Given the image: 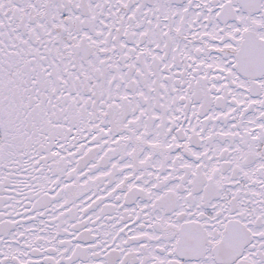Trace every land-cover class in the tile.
<instances>
[{
    "label": "snow or ice",
    "instance_id": "snow-or-ice-1",
    "mask_svg": "<svg viewBox=\"0 0 264 264\" xmlns=\"http://www.w3.org/2000/svg\"><path fill=\"white\" fill-rule=\"evenodd\" d=\"M0 264H264V0H0Z\"/></svg>",
    "mask_w": 264,
    "mask_h": 264
}]
</instances>
